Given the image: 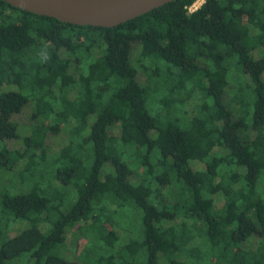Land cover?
Listing matches in <instances>:
<instances>
[{"label": "trees", "instance_id": "16d2710c", "mask_svg": "<svg viewBox=\"0 0 264 264\" xmlns=\"http://www.w3.org/2000/svg\"><path fill=\"white\" fill-rule=\"evenodd\" d=\"M193 2L170 1L102 27L0 0V140L20 139L12 116L29 102L46 121L22 136V149L0 150V169L24 161L21 184H29L0 196V264H264V0H204L190 12ZM133 44L139 63L154 64L143 65L147 85L137 78ZM146 87L162 93L155 114ZM190 91L204 97L192 116ZM63 127L68 142L48 156L44 130ZM247 128L253 135L243 139ZM61 185L77 191L66 212ZM126 207L140 209V229L128 227ZM9 215L29 227L10 236ZM69 228L79 237L74 259L58 252ZM117 228L132 233L121 243ZM252 240L255 247H245Z\"/></svg>", "mask_w": 264, "mask_h": 264}, {"label": "rangeland", "instance_id": "374dc122", "mask_svg": "<svg viewBox=\"0 0 264 264\" xmlns=\"http://www.w3.org/2000/svg\"><path fill=\"white\" fill-rule=\"evenodd\" d=\"M204 0H195V3L198 6H200L201 3H203ZM138 49H139V45L138 44H133L132 50H131V60L134 62H138ZM254 56L259 55V51H253ZM202 61H204V59H200V64L204 65L202 63ZM139 68H138V72H137V78L139 80L140 83H142L143 85H147L149 83V77L143 67V65L145 67H151L153 68L154 64L149 60V59H144L142 61V64L138 62ZM72 71H75L74 66H72ZM235 74H238V70L236 69V67H232L231 68V73H230V84H229V90L232 92L236 87L237 84L234 81V77ZM148 87V86H147ZM146 87V104H147V109L149 111V113L151 114H155L154 109L152 108V101L158 96H160L162 93L155 88H151V89H147ZM14 88V87H12ZM1 92V89H0ZM190 99L186 102V108L188 110L187 115L188 116H192L195 112V106L199 105L202 103V101L204 100L203 94L200 93L199 91H195L194 93H192L190 91L189 94ZM224 102L226 103V106H230V104L232 105L233 102H231L230 100V94L229 93H225L224 94ZM233 107V106H232ZM33 109H34V105L33 102H29L27 103L20 112L14 114L12 116L13 120L16 122L17 124V128H18V134L20 136V139H12V140H8L7 144L5 143V141H1L0 140V150L3 147H8L9 149H22L21 147H23L22 144V136L30 134V130L32 127L35 126H42V124L46 125V121H44L43 119H35L33 116ZM238 113L237 109H235V111L233 112V116L235 117L236 114ZM94 118V115H91L89 120L92 121V119ZM70 127V125H69ZM68 129L66 127H63V129L61 130V132L58 133H53L50 129H45L44 130V144H43V149H45L47 155L49 156L51 153H55L57 152L59 149H61L64 145H66V143L68 142L69 138V134H68ZM118 133V129H111L110 128V136H114ZM239 134L241 135V137L243 139L249 138L253 135V131L250 128H247L246 130L240 129ZM112 145L115 147V141H112ZM111 146V145H110ZM116 148V147H115ZM118 151L122 149L120 147H117ZM158 153V150H157ZM156 155V153H155ZM122 158H124L126 161H128L130 164L131 162H140L141 161V156L139 155H134V154H130V152H123V154L121 155ZM154 158L156 159L157 156H154ZM24 161H20L18 163H16L15 165L12 166V168L10 170H2L0 169V196L2 194H15V193H20V192H25L27 191V185L21 184L25 178L28 177V175H24L21 171H20V167H22V165ZM141 163V162H140ZM56 166H53L52 172L56 171ZM144 166H142V169L140 168L138 170L137 173H133L131 174V176L129 177L131 181H133V183H137V181L140 180ZM112 165L110 163L105 165V170H111ZM264 181V180H263ZM27 182V180H26ZM60 190L63 191V193L65 194V199L63 200V203L60 207V210L63 212H66L69 208L72 202H74L77 198V191L76 188H72L71 186L69 187L68 185H61V187L59 186ZM177 191V186L175 185H171L169 186V188L166 187L165 192H164V198L167 199L168 201H173L174 199V195L175 192ZM61 195V194H60ZM215 198V203L217 206H220L223 202L222 199V195L221 194H216L214 196ZM70 199H72V201L70 202ZM132 208L136 209V213H133L131 210H133ZM125 217L124 220L127 221L128 223V227H141V211L138 207H126L125 210ZM9 224L8 229V233L10 236L14 235V234H18L20 233L22 230L26 229L27 227H29V221L25 220V219H16L13 218L12 215H9V220L7 225ZM46 227V229H45ZM50 227L46 225V224H42L41 229L47 230ZM119 229L117 228V234L119 236V242H123L124 239H127L130 236L131 229ZM43 230V231H44ZM67 239L66 242L61 244V248L58 250V252L63 255L65 258L67 259H74L76 253H77V249H76V245H74V240L78 239L79 237L76 235V233H74L72 230H70V228L68 229L67 232ZM255 242V243H254ZM257 244L256 240H252L251 242H248L247 244H245V247L248 248H253L255 247V245ZM78 254V253H77Z\"/></svg>", "mask_w": 264, "mask_h": 264}, {"label": "water", "instance_id": "95a60500", "mask_svg": "<svg viewBox=\"0 0 264 264\" xmlns=\"http://www.w3.org/2000/svg\"><path fill=\"white\" fill-rule=\"evenodd\" d=\"M65 23L112 27L174 0H4Z\"/></svg>", "mask_w": 264, "mask_h": 264}, {"label": "built area", "instance_id": "2783aa9c", "mask_svg": "<svg viewBox=\"0 0 264 264\" xmlns=\"http://www.w3.org/2000/svg\"><path fill=\"white\" fill-rule=\"evenodd\" d=\"M197 8V5H196V3L195 2H193L189 7H188V10L190 11V12H192L194 9H196Z\"/></svg>", "mask_w": 264, "mask_h": 264}]
</instances>
